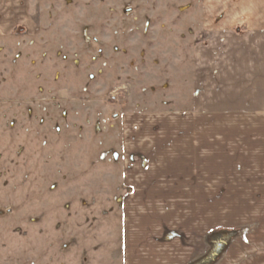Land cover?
Returning a JSON list of instances; mask_svg holds the SVG:
<instances>
[{"label":"rangeland","instance_id":"obj_1","mask_svg":"<svg viewBox=\"0 0 264 264\" xmlns=\"http://www.w3.org/2000/svg\"><path fill=\"white\" fill-rule=\"evenodd\" d=\"M199 3L0 0V264H121L123 121L191 104Z\"/></svg>","mask_w":264,"mask_h":264},{"label":"crops","instance_id":"obj_2","mask_svg":"<svg viewBox=\"0 0 264 264\" xmlns=\"http://www.w3.org/2000/svg\"><path fill=\"white\" fill-rule=\"evenodd\" d=\"M199 6L191 104L123 121L121 264H264V0Z\"/></svg>","mask_w":264,"mask_h":264}]
</instances>
